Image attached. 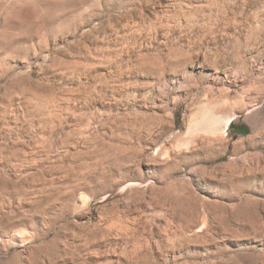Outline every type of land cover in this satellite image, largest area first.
Returning a JSON list of instances; mask_svg holds the SVG:
<instances>
[{"label": "rangeland", "instance_id": "rangeland-1", "mask_svg": "<svg viewBox=\"0 0 264 264\" xmlns=\"http://www.w3.org/2000/svg\"><path fill=\"white\" fill-rule=\"evenodd\" d=\"M0 264H264V0H0Z\"/></svg>", "mask_w": 264, "mask_h": 264}, {"label": "trees", "instance_id": "trees-1", "mask_svg": "<svg viewBox=\"0 0 264 264\" xmlns=\"http://www.w3.org/2000/svg\"><path fill=\"white\" fill-rule=\"evenodd\" d=\"M230 127L234 129L236 127V124L234 122H231ZM240 132L244 133V131H240Z\"/></svg>", "mask_w": 264, "mask_h": 264}, {"label": "bare ground", "instance_id": "bare-ground-1", "mask_svg": "<svg viewBox=\"0 0 264 264\" xmlns=\"http://www.w3.org/2000/svg\"><path fill=\"white\" fill-rule=\"evenodd\" d=\"M229 125H230V123H229ZM227 128V127H226Z\"/></svg>", "mask_w": 264, "mask_h": 264}]
</instances>
